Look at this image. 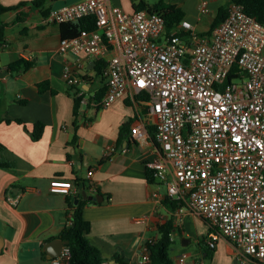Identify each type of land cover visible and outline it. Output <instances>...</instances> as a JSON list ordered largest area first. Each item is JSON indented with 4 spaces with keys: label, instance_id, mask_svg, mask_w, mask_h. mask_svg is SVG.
<instances>
[{
    "label": "crops",
    "instance_id": "0c3cea01",
    "mask_svg": "<svg viewBox=\"0 0 264 264\" xmlns=\"http://www.w3.org/2000/svg\"><path fill=\"white\" fill-rule=\"evenodd\" d=\"M33 1L0 0L4 7L18 6L0 17L6 25L0 40V117L6 119L0 122V264H53L63 251L62 233L73 214L68 199L85 198L84 192L100 197L84 207L83 216L105 264H142L146 243L159 237V225L169 218L180 230L173 239L179 236L181 247L198 241L194 252L175 243L170 253L174 264L205 259L207 264H234V246L225 238L217 241L211 256L205 251L206 219L184 205L173 209L165 204L164 187L159 199L153 196L156 186L154 177L149 181L148 164L157 158L155 120L142 97L126 94L107 108H96L90 102L107 89L98 72L102 60L59 52L62 27L48 22L43 11L80 0H47L44 7L31 6ZM206 1V14L199 10L200 0L172 2L184 12L182 20L202 35L212 31L219 8L228 2ZM113 3L132 12L124 0ZM19 60L32 66L11 71L10 64ZM65 63L77 71L74 86L63 77ZM79 93L87 102L76 117ZM38 124L43 131L35 140ZM135 127L146 130L144 140L133 138ZM111 147L116 152L105 157ZM78 180L88 189H81ZM54 183L71 185V192H51Z\"/></svg>",
    "mask_w": 264,
    "mask_h": 264
},
{
    "label": "built area",
    "instance_id": "2783aa9c",
    "mask_svg": "<svg viewBox=\"0 0 264 264\" xmlns=\"http://www.w3.org/2000/svg\"><path fill=\"white\" fill-rule=\"evenodd\" d=\"M198 7L210 12L206 0ZM165 14L126 12L113 0H80L51 10L46 20L94 22L93 30L63 38L59 46L65 56L85 53L103 61L107 89L93 106L107 108L126 94L141 96L148 106L157 150L148 164L153 196L159 199L164 187L168 197L206 219L213 229L209 248L225 238L236 264H264V24L238 3L207 35L186 20L168 30ZM63 77L69 86L78 81L69 63ZM82 94L81 109L87 102ZM146 133L135 127L132 136L140 142ZM115 152L111 147L104 154ZM50 190L67 195L71 185L54 183ZM70 258L65 245L53 264ZM149 261L145 247L142 264Z\"/></svg>",
    "mask_w": 264,
    "mask_h": 264
},
{
    "label": "trees",
    "instance_id": "16d2710c",
    "mask_svg": "<svg viewBox=\"0 0 264 264\" xmlns=\"http://www.w3.org/2000/svg\"><path fill=\"white\" fill-rule=\"evenodd\" d=\"M47 0H34L31 3V6L35 7H44ZM232 3L242 4L245 8V12L256 18L259 22L264 24V0H228L227 4L221 6L218 10L217 16L212 26V30L219 26L227 17L229 6ZM22 7L27 4L21 3ZM20 5V6H21ZM18 9L16 7H4L0 3V17L9 12ZM165 10V18L167 21V29L171 30L173 26L182 21L184 12L175 4L159 2L153 6H150L145 1H140L139 3H133V11L140 10ZM51 10L47 9L43 11L44 17L46 18L50 14ZM6 25L0 21V40L4 38V31ZM63 37L71 38L77 36L83 29L93 30L95 25L92 20L83 19L78 21L77 23H63L61 24ZM103 61L100 64L98 72L102 75ZM32 66V63L19 60L15 63L10 64L9 69L11 71H17L20 69H28ZM230 81V79H228ZM105 94V93H104ZM103 91H100L96 97L97 100H101L104 96ZM82 97L76 96L75 98V115L76 117H80L82 115L81 103ZM6 120L0 117V122ZM43 125L38 124L33 133V138L38 140L42 134ZM151 170H149V181H153V175L150 174ZM81 183V184H80ZM79 187L82 189H88L86 185H84L80 180H78ZM95 201H90L82 197V195L78 194L75 197H70L68 199L69 205L73 208V214L70 217L72 224L70 226H66L63 233V240L68 241L67 246L71 250V258L69 264H104L106 259L103 257L99 248L93 245L89 239L90 233V222L84 219L83 210L84 207L89 203H94ZM165 204H171V207L174 209L177 206H182L183 203L179 200H174L170 197H167L164 200ZM207 221V220H206ZM208 223V221H207ZM209 224V223H208ZM213 229L209 226V231L212 232ZM180 232L179 228L176 227L173 218L167 219L165 222L159 225L158 233L159 237L148 241L146 243L147 253L150 256V264H174L173 259L171 258V249L175 244V240L171 239L173 234ZM208 238V237H207ZM206 252H209L211 256L215 249H211L210 251L207 247H204ZM207 260V259H205Z\"/></svg>",
    "mask_w": 264,
    "mask_h": 264
},
{
    "label": "rangeland",
    "instance_id": "374dc122",
    "mask_svg": "<svg viewBox=\"0 0 264 264\" xmlns=\"http://www.w3.org/2000/svg\"><path fill=\"white\" fill-rule=\"evenodd\" d=\"M140 1H145L150 6H153L159 2H165V3L173 4L172 2H174L176 0H124V4H126V6H128V8H130V11L133 12V3H139ZM175 243H176V245H178V247L184 248L187 250H191L192 252H194V249H197V247H198V241L196 239L192 240V243L189 245V247H187V248L181 247L182 246V240L179 236H176V242Z\"/></svg>",
    "mask_w": 264,
    "mask_h": 264
},
{
    "label": "water",
    "instance_id": "95a60500",
    "mask_svg": "<svg viewBox=\"0 0 264 264\" xmlns=\"http://www.w3.org/2000/svg\"><path fill=\"white\" fill-rule=\"evenodd\" d=\"M84 197H85V199L94 200V201L100 199L99 195L95 196V197L94 196H87L85 192H84ZM68 243H69L68 241L64 240V241H62V246L65 247V245H67ZM55 257H57V256H55ZM234 264H236V261H234Z\"/></svg>",
    "mask_w": 264,
    "mask_h": 264
}]
</instances>
